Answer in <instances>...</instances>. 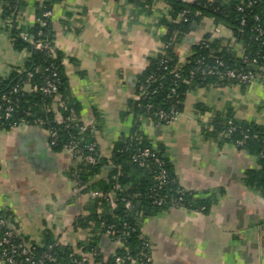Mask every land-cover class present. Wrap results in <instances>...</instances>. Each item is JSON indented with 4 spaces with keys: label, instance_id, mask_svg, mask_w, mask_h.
<instances>
[{
    "label": "crops",
    "instance_id": "1",
    "mask_svg": "<svg viewBox=\"0 0 264 264\" xmlns=\"http://www.w3.org/2000/svg\"><path fill=\"white\" fill-rule=\"evenodd\" d=\"M140 1L53 0L48 10L68 97L104 158L132 131L128 101L135 96L137 78L165 47L162 20L168 17V5ZM42 2L24 0L18 8L13 19L21 34L27 35L38 21L35 12ZM216 25L219 32H213ZM205 37L232 39L228 28L203 17L167 44L172 43L183 62ZM234 49L242 54L241 45L234 44ZM25 57L24 51L12 48L0 10V77L20 67ZM216 115L264 125V69L259 68L249 85L191 90L171 123L142 120L141 131L160 145L179 185L198 201L194 208L173 206L142 218L140 232L153 264H264V197L243 180L245 170L259 168L258 160L209 134ZM74 165L67 153L54 150L44 126L33 122L0 129V213L26 244H38L48 233L79 254L80 244L93 236L92 221L87 227L77 222L87 216L92 197L90 191H74ZM108 170L105 166L95 180L105 178ZM98 244L104 255L114 247L106 235H100Z\"/></svg>",
    "mask_w": 264,
    "mask_h": 264
},
{
    "label": "trees",
    "instance_id": "2",
    "mask_svg": "<svg viewBox=\"0 0 264 264\" xmlns=\"http://www.w3.org/2000/svg\"><path fill=\"white\" fill-rule=\"evenodd\" d=\"M51 1L53 0H43L41 8L35 12L36 20H42L44 25L34 22L26 31L28 37L24 38L13 19L24 0H0L1 18L8 30L12 48L26 53L20 67L12 69L7 76L0 77V103L3 107L12 106L10 116L0 118V129L7 130L20 123L32 124L38 118L45 120V128L54 127L57 130L56 144L52 145L54 150L60 151L64 144L74 141L85 155L95 158L93 163L79 161L74 165L79 169L81 193L97 191L105 194L113 191L114 194L111 198L92 197L86 209L87 216L77 220L82 227H87L88 221L93 222V236L80 244L79 254L58 243L48 233H44L40 243L27 244L37 257L46 253L54 257L55 260L50 264L73 263L83 255H89L93 261H100L102 264H114V258L118 255L130 256L139 264V253L147 251L144 245L147 240L140 232L142 218L173 206L194 208L198 202L179 185L160 145H154L141 131V122L150 118L157 123H164L159 119L158 113L164 112L169 116L177 114L186 94L196 88L236 85L233 80L219 75L229 69L250 70L256 74L257 71L252 69L251 59H255L256 65L263 68L264 0H201V4L205 5L162 0L168 5L169 12L168 17L162 20L166 27L163 40L165 47L162 52L149 59L148 65L138 76L135 96L128 101L129 112L134 117L133 129L128 136L119 138L109 158L101 155L88 127L82 132L77 127L82 121L66 91L64 66L61 55L52 45L49 17L42 15L50 9ZM150 1L152 0H141L140 3ZM241 1L252 3L250 7L238 11L237 5ZM183 9L199 10L201 14H190L185 20L176 21V13ZM203 17L211 18L214 23L228 28L232 39L225 41L222 38L205 37L202 39L204 43L196 45L185 61H179L172 43L195 28ZM255 28L262 29L263 34L259 35ZM36 41L48 42L52 49L38 50L33 45ZM171 41L170 45L167 44ZM238 42L242 46L241 55H237L234 49V44ZM217 62H221V65ZM207 70H212L213 73H207ZM46 79L56 82L60 104L54 103L53 95L40 91L39 87ZM16 86L18 91L12 92ZM139 86L143 87V93H140ZM3 97L8 99L7 103L2 100ZM53 105L68 123V127L64 123L55 122V113L51 110ZM70 110L76 114L75 120L67 119ZM211 126L210 135H219L222 140L257 157L259 168L245 170L243 180L247 186L258 189L264 197V125L237 120L229 115H216ZM85 145H93L94 149L88 151ZM145 148L153 152L154 156H142L141 152ZM105 166L109 167L107 176L95 180ZM160 169L166 173V182L163 184L155 179ZM126 201H129L128 206ZM0 219L4 220L1 230H12L6 214L0 213ZM98 228L99 235H94ZM108 230L111 231L110 234L107 233ZM13 233L14 242L26 244L18 234ZM100 235H106L113 243L114 247L107 255L100 251ZM117 241L121 242V246L117 245ZM133 261H126L125 264Z\"/></svg>",
    "mask_w": 264,
    "mask_h": 264
},
{
    "label": "built area",
    "instance_id": "3",
    "mask_svg": "<svg viewBox=\"0 0 264 264\" xmlns=\"http://www.w3.org/2000/svg\"><path fill=\"white\" fill-rule=\"evenodd\" d=\"M179 2L182 3H187V4H196V5H205V4H201V0H177ZM207 2H212L213 0H206ZM251 1H246L243 2L241 1L239 3V5H237V10L238 11H243L244 8H248L251 5ZM200 15L201 12L199 10L196 11H191L189 9H183L181 11H179L178 13H176V21H180V20H185V18L190 15ZM43 17H49L50 12L49 11H44L43 12ZM39 23H41V25H44V22L42 20H38ZM244 23V20L241 21V24ZM256 32L261 35L263 34V30L260 28H255ZM220 31V27L219 25H216L213 28V32H219ZM22 36L24 38H27L28 36L26 34H22ZM204 41L201 40L199 44H203ZM241 45L240 42L236 43L235 45ZM33 45L36 49L38 50H45V51H50V49H52L49 45L48 42H40V41H36L33 42ZM202 46V45H200ZM251 63L253 65H256V60L255 59H251L250 60ZM219 65H221V62H217ZM264 68V67H263ZM207 73H213L212 70H207ZM214 73H218L219 72H214ZM54 75V73H53ZM220 77H225L228 80H233L234 82H236V85H249L250 83H252L255 78H256V74L250 70H246V71H241V70H232L229 69L225 72H223V74H219ZM40 91L44 94H49V95H53L54 96V103H59V96L57 94V86H56V82H54L51 79H46L43 83L42 86L39 87ZM140 93H143V87L139 86L138 87ZM33 90H36V87H33ZM18 91V87H14L12 89V92H17ZM2 100L4 102H8V99L6 97H3ZM54 108H52L51 110H53ZM55 113V117L54 120L55 122L58 123H64L65 127H68V123H66L63 118L59 115V112L56 111V109L53 110ZM12 112V106L11 105H7L5 107H3V105L0 103V118L4 117L5 119L8 118L10 116ZM158 117L159 119H162L164 121V124H168L171 123L175 117L176 114L169 116L168 114L164 113V112H159L158 113ZM67 119L69 121L75 120L76 119V114L70 110L68 113V117ZM34 123L36 125L39 126H44L46 121L38 118L36 120H34ZM18 125H14L11 128L17 127ZM77 127L79 129L80 132L85 131L86 130V125L84 123H80L77 124ZM46 132L48 134L49 140L51 145L56 144V140H57V130L54 127H46ZM85 148L88 151H92L94 149L93 145H85ZM62 151H64L65 153H67L71 159L74 161V163H78L79 161H86L88 163H93L95 158L92 155H85L82 151L81 148L77 147V145L75 144L74 141H70L69 143H66L62 146ZM141 155L144 157H147L149 155L154 156V153L151 152L148 148H145L142 150ZM157 161V160H156ZM78 172L79 169L77 167H74V169H72V171L70 172V179L72 180L73 183V189L74 191H76L78 194L81 193V189H82V185L80 183V181L78 180ZM155 179L158 181L159 184H163L166 182V173L163 169H160V171L157 173ZM114 194L113 191H110L108 193H100L97 191H90L89 195L91 197H109L111 198V196ZM159 203V202H158ZM126 205H129V201H126ZM4 225V220L0 219V227H2ZM108 234L111 233V231H107ZM14 233L12 230L10 229H5V230H1L0 229V263L2 264H50L51 262H53L55 260L54 257H52L49 254H43L41 257H37L35 255V253L33 252L32 248L30 247L29 244H23V243H16L14 242ZM118 246H121V242L117 241L116 242ZM144 245L147 248V251H141L139 253L138 256V260H139V264H153V260H152V256H151V252H150V247H149V243L146 241L144 243ZM20 258V259H18ZM126 261H133L132 258L130 256H115L114 258V264H125ZM86 262L87 264H102L100 261H93V259L89 256V255H83L81 257L80 260H76L73 263H65V264H80Z\"/></svg>",
    "mask_w": 264,
    "mask_h": 264
},
{
    "label": "water",
    "instance_id": "4",
    "mask_svg": "<svg viewBox=\"0 0 264 264\" xmlns=\"http://www.w3.org/2000/svg\"><path fill=\"white\" fill-rule=\"evenodd\" d=\"M252 69L255 70V71H258L259 70V67L257 65H253L252 66Z\"/></svg>",
    "mask_w": 264,
    "mask_h": 264
}]
</instances>
